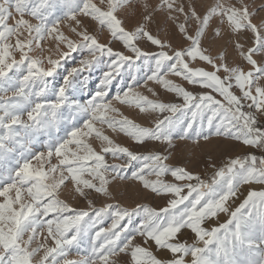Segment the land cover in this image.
<instances>
[{"label":"snow or ice","instance_id":"obj_1","mask_svg":"<svg viewBox=\"0 0 264 264\" xmlns=\"http://www.w3.org/2000/svg\"><path fill=\"white\" fill-rule=\"evenodd\" d=\"M100 3H106V8L93 0H0V92L12 93L0 103V264H59L57 256H65L67 248L79 249L82 244L87 245L83 248L86 255L64 264H117L113 258L121 254L129 257L128 264H264V190L249 189L238 206L233 209L229 205L242 185H264V156L248 153L228 158L219 167L210 162L214 172L202 179L184 167L168 165V154L134 152L104 132L107 126L134 144L150 140L169 147L175 139L199 145L216 137L264 152V127L258 126V117H264V86L260 83L264 81V22H252L255 13L244 0H239V6L217 0L203 16L193 6L185 13L183 6H175V0H160L151 11L149 4L142 3L143 22L127 30L115 13L131 6L133 0ZM58 7L62 16L55 15ZM160 8L180 12L185 14V21L196 22L192 35L185 23L177 25L190 42L188 47L173 49L146 30L152 13ZM26 15L37 23L25 19ZM79 16L107 27L110 36L132 55L100 43L87 29L77 31L82 23ZM213 17H219L221 23L226 20L232 33H252L253 47L244 51L242 44H235L249 70L229 66L223 53L213 58L201 47ZM62 20L75 22L70 31L78 41L59 30ZM214 31L220 36L219 28ZM46 36L57 42L58 51L61 44L68 49L60 52L61 60L78 49L90 55L79 68H72L58 87L47 78L53 77L59 60L46 58L45 68L41 59L30 55L33 44L40 48ZM140 39L161 50L142 51L135 43ZM254 55L261 56L260 63ZM101 57L109 58L108 70L96 90L86 93L89 98L81 100L78 95L83 88L69 78L100 64ZM141 59L151 73L145 84L151 81L160 85L182 103L153 100L135 91L139 83L135 75L132 83L117 85L115 94L111 93L110 86L121 68ZM196 60L212 70L191 67L189 62ZM168 75L209 91L196 95L166 79ZM148 91L157 95L151 88ZM116 104L134 107L140 113H158L163 118L156 119L152 127H143L123 116ZM41 137L45 151L33 153L30 146L41 143ZM92 140L100 142L99 150ZM108 155L126 158V162L110 165ZM130 169V174H125ZM168 174L174 182L160 179ZM153 175L156 179H146ZM116 179L137 181L151 193L171 198L158 210L141 204L132 209L116 203L94 207L90 193L111 199L109 185ZM67 182L87 201V210L74 208L61 198ZM221 213L228 217L225 222L204 227L206 221ZM137 216L139 223L134 224ZM106 218L111 219L109 227L96 230ZM184 229L194 234L191 243L178 238ZM137 237L142 244L135 243ZM49 239L53 247L47 246ZM153 243L157 251L169 253L170 258L154 255L147 246Z\"/></svg>","mask_w":264,"mask_h":264},{"label":"rangeland","instance_id":"obj_2","mask_svg":"<svg viewBox=\"0 0 264 264\" xmlns=\"http://www.w3.org/2000/svg\"><path fill=\"white\" fill-rule=\"evenodd\" d=\"M100 7L106 8V3L101 4L100 0H93ZM146 2L152 8H155L160 4V0H133L131 6L120 8L117 10L115 15L118 19L123 21V26L127 30H132L139 23H142V16L145 14L144 9L142 7V3ZM217 0H175V6L180 7L183 6L185 9V13H188L189 6H193L196 8L199 15L203 16L207 10L213 6ZM221 2L225 4H233L239 6V0H221ZM246 4L249 6V11L254 12L255 15L252 18V22L259 25L261 22H264V0H244ZM55 15L62 16L63 12L58 7ZM169 17H172L171 19ZM19 18V17H15ZM25 19L29 20L31 23L35 24L37 21L30 16H25ZM78 19L81 20V27L77 29V31H81L87 29L91 35L97 37L100 43L107 44L109 47H112L114 51L123 52L125 55H132L123 44L112 38L109 34L107 27H101L98 22L92 20L90 17L79 16ZM9 23H12V20H9ZM185 23L187 27V31L189 35L195 33L196 30V22L194 20L188 19L185 21V14H182L177 11H169L167 8H160L158 11H154L152 13V18L149 22L146 23V30L149 31L153 36L159 38L161 41L167 42L171 44L172 48H186L189 45V41L185 40L183 35L180 33L177 25ZM71 27H75L74 21H65L62 20L59 26V30L63 32L66 36L70 37L74 41H78L79 37L76 36L73 32L70 31ZM220 29V36L215 35V29ZM27 36V33L24 34V37ZM254 37L250 31H243L240 33H232L229 29L227 22L225 20L224 23H221L219 17H213L209 22V27L206 30L204 36L201 40V47L206 49V54L212 56L213 58L218 57L221 53L224 54L225 62L228 63L229 66H240L245 71L249 70L250 66L242 59L240 56V49L235 47V44L239 42L243 45V50L246 51L247 48L253 47ZM14 43V39L12 41ZM138 47L142 49L144 52L155 53L160 51L156 46L152 45L145 39H140L135 42ZM165 51H170L169 49H163ZM68 51V49L61 44L59 46V51L57 50V42L53 39H49L47 36L43 41H41L40 48H36L35 44H33V51L30 55L34 57H38L43 61L42 66L48 67L47 59L48 57L52 59L59 60V66L54 73L53 77L47 78L53 86L58 87L63 84V77L68 74V72L72 68H79L80 62L85 58H90L89 53L86 50L78 49L75 52H72L70 56L65 57L64 59H60V52ZM99 55V54H97ZM16 58L19 59V54H16ZM254 59L257 60L258 63L261 62L260 55H254ZM107 62L109 61L108 57H101V63L98 65H94L91 69H86L83 72L78 73L75 77H70L69 79L73 81L74 84L83 88V91L78 95V98L81 100H85L89 98L86 93H92L96 90L97 85L99 84V80L102 78L103 73L108 70ZM219 62V61H217ZM154 63V62H153ZM191 67H200L205 70L211 71L210 65L207 63L196 60L190 61ZM150 71L147 66L144 64L143 59L135 60L131 67L128 64H125L121 68V74L116 76L112 85L110 86V91L112 94H115L117 90V85H121L122 87H126L129 83H132V76L135 75L139 81V83L135 86L134 90L140 92L143 95L148 96L153 100H160L163 102H173V103H182L181 99H178L175 94L168 93L165 91L160 85L148 81L145 84L147 75H150ZM221 76L224 75L223 72L219 73ZM87 78V79H85ZM166 79H171L175 83L182 85L188 91L193 92L196 95H199L201 92L209 91L207 89H202L198 85H190L183 79L168 75ZM262 86H264V81L260 82ZM151 88L154 92L157 93L156 96H153L148 89ZM233 91H237L235 88ZM238 94V93H237ZM12 93L9 92L7 94L0 92V103H2L7 97L11 96ZM116 107L120 109V112L123 116L128 117L133 120L137 124L143 127H152L155 120L158 118H163L161 114L158 113H140L138 109L134 107H128L126 105L116 104ZM117 119L120 117L116 114H112ZM163 115H170L169 113H164ZM260 121L258 126L264 127V117H258ZM99 127V125H98ZM105 134L109 135L116 143H119L123 146L129 147L132 151L140 153V154H150L154 152H161L169 155V159L166 163L170 166H179L184 167L188 171L193 172L195 174L200 175L202 179L209 178L214 169L209 167V163L215 164L217 167L221 166L228 158H235L236 156H243L248 153H254L258 157L264 156V152H261L258 149L250 148L244 146L243 144L229 139L224 138H216L213 137L208 142L201 141L199 145L193 144L191 141H181L179 139H175L173 141V146L169 147L161 142L156 141H146L144 144H134L128 137L124 136L120 132H113L104 126ZM63 135V132L60 133ZM44 137H41V143L31 145V150L33 153L37 151H45L42 141ZM93 146L99 150L100 142L98 140H92ZM19 152V149H17ZM106 161L108 164H116L122 165L126 162V158L124 159H113L110 155L106 156ZM53 163H56L55 158H53ZM33 164H36V161H33ZM130 169L125 174H130ZM146 179L154 180L156 177L146 176ZM160 179L167 182H174L173 178L170 174L161 177ZM249 189L253 190H264V185L261 184H251V185H242L240 188V193L238 197L229 202L231 208H235L238 206L240 202L244 199ZM109 191L111 192L112 198L109 199L105 196H100L95 193H90L89 199L93 201L94 207L99 208L102 207L106 203H116L121 207L132 209L135 208L137 204L147 205L150 208L160 209L167 205L168 199L170 196L166 195H155L150 191L144 189L137 181L134 180H112L109 185ZM61 198L67 200L74 208L77 209H88L87 201L78 196L72 190L71 182H67L66 186L61 190ZM2 199V198H0ZM88 219V218H85ZM228 219L227 215L221 213L218 214L216 218L211 219L210 221H206L204 227L211 228L219 223H223ZM126 222V221H125ZM124 223V222H122ZM139 223V217H134V224ZM111 224V219L106 218L102 224L97 225V229L99 227L107 228ZM46 235V233H43ZM43 235L41 236V242H43ZM180 240H185L188 243H191L194 239V234L190 232L188 229L182 230V233L178 237ZM135 243L142 244V240L140 237H137ZM36 246L34 242L33 247ZM48 247H53L51 240L47 241ZM87 245H81L78 249L75 246H71L66 249L65 256H57V261L59 264H64L65 260L75 261L79 260L81 257L86 255L83 251V248ZM150 247V250L160 259H168L170 258V254L164 251H157L154 243L147 245ZM42 255V253H41ZM39 259V255L36 257ZM51 259V258H50ZM114 260L117 261V264H128L129 257L121 254L119 257H114Z\"/></svg>","mask_w":264,"mask_h":264}]
</instances>
